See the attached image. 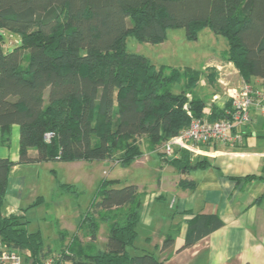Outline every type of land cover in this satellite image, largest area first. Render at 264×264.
<instances>
[{
	"label": "trees",
	"instance_id": "1",
	"mask_svg": "<svg viewBox=\"0 0 264 264\" xmlns=\"http://www.w3.org/2000/svg\"><path fill=\"white\" fill-rule=\"evenodd\" d=\"M170 29H185L188 40H197L203 29L226 38V60L243 82L264 84V0H0L2 141H10L13 125L20 127L21 163L112 160L129 166L143 156V139L161 148L192 119L205 116L207 107L196 93L203 71L157 66L128 51L129 37L159 45ZM207 71H212L204 73L209 85H216V69ZM231 106H211L209 120L227 118ZM185 152H177L181 162L170 160L175 166L187 163L181 171L192 168ZM12 166L0 159V239L19 251L25 264H42L54 253L62 255L57 264H162L152 251L129 250L139 236L137 185L116 188V180L104 179L78 234L54 252L40 232L28 231L23 214L5 212ZM125 207H131L126 215L119 211ZM102 223L109 234L105 250H98ZM223 225L217 215L197 216L183 248ZM171 245L168 238L163 248Z\"/></svg>",
	"mask_w": 264,
	"mask_h": 264
},
{
	"label": "crops",
	"instance_id": "2",
	"mask_svg": "<svg viewBox=\"0 0 264 264\" xmlns=\"http://www.w3.org/2000/svg\"><path fill=\"white\" fill-rule=\"evenodd\" d=\"M227 50L228 42L221 58H216L217 62L211 60L202 66L208 70L215 64L213 68L217 71L216 85L210 86L203 81L196 91L207 102L205 115L210 114L213 105L226 110L229 104L226 88L234 83L228 77L233 64L226 60ZM238 78L241 84L243 80L239 74ZM252 84L258 90H264L260 79H254ZM214 96L218 99L213 100ZM238 131L243 134L244 141L237 147L205 146L206 154L196 158L186 151L192 165L188 171L180 170L187 163L175 166L162 148L154 149L145 143V153L133 164L122 166L112 160L95 161L107 169L98 165L97 173L90 174L91 169L89 167L87 171L86 166L94 162L21 163L20 127L13 125L8 143L2 141L0 130V159H9L13 163L5 194V212L23 214L28 231L40 232L47 248L53 246L46 241H54L55 247L59 246L54 250L57 252L78 234L101 182L116 180L113 185L116 188L131 184L139 187L141 202L137 231L139 234L145 227V250L156 253L162 264H264V116L261 111L253 108L251 121ZM31 154L35 155L36 151L31 150ZM153 156L165 157L171 174H163L157 177V183L151 181L144 186L124 180L128 168L143 165L144 157L146 166ZM174 159L181 162L179 157ZM197 161L205 163L198 166ZM81 183H87L95 192L86 212L75 202ZM65 185L73 186V189L68 190ZM37 200L40 202L33 206ZM130 208L119 211L126 215ZM199 215H217L224 225L193 246L183 248L190 234L189 223ZM103 224L107 223L101 226ZM99 232L96 246L98 250H105L108 234L105 246L100 248ZM168 238L172 239V245L163 248Z\"/></svg>",
	"mask_w": 264,
	"mask_h": 264
},
{
	"label": "rangeland",
	"instance_id": "3",
	"mask_svg": "<svg viewBox=\"0 0 264 264\" xmlns=\"http://www.w3.org/2000/svg\"><path fill=\"white\" fill-rule=\"evenodd\" d=\"M5 42L7 43V47H11L9 37H5ZM227 39L224 37H219L215 35L210 29H203L199 33V37L197 40H188L186 36L185 29H170L167 32V39L164 44L152 45L148 43H140L135 40L133 37H129L127 39V48L128 51L132 53H137L145 56L148 60L157 66L166 65L168 67L177 68V69H185L187 67H191L193 69H198L210 75L212 71H207L206 69H202V66H206L211 60L217 62L216 58H221L222 52L227 48ZM212 62V61H211ZM233 64V63H232ZM215 64H212L210 67L213 68ZM208 67L209 69H211ZM228 75L230 81L234 83L233 85L227 88H237L241 84L238 83L239 78V70L233 64V68ZM237 70V71H236ZM236 72V73H235ZM203 73L204 78L201 80L200 85H203L202 82L205 81L209 83L206 74ZM240 75V74H239ZM210 76V80H213ZM226 88V90H227ZM180 86L178 84L174 85L173 91L178 92ZM199 89V88H198ZM202 89V88H201ZM214 98V97H213ZM142 149L145 153V140H142ZM166 158H160L158 156H153L150 161L145 166V157L141 160L144 162L143 165L140 166H132L128 168V172L124 175V180H128V182H137L139 184H147L148 182L157 183V177L166 174H171V170L169 165L164 161ZM91 171L90 174H93L101 166L104 170L107 168L102 166L100 162H94L93 164H89ZM100 165V166H98ZM138 167V168H137ZM164 168L165 170H163ZM103 174V171H101ZM144 186V185H143ZM80 194H78V198H75V202L77 206H82V208L87 211L89 204L91 203L93 197L95 196V192L90 188V186L86 184H80L79 189H77ZM108 234V226L107 224H103L100 228L99 237L100 241L98 246L102 248L105 240L107 239ZM139 238L135 243L134 247L129 248L130 253L132 255L140 254L145 251V227L139 230ZM49 242L53 246V250H58L59 246L55 247L54 241H46ZM84 244L88 242L87 237L83 238ZM58 245V244H57ZM105 246V244H104ZM148 251V250H147Z\"/></svg>",
	"mask_w": 264,
	"mask_h": 264
},
{
	"label": "built area",
	"instance_id": "4",
	"mask_svg": "<svg viewBox=\"0 0 264 264\" xmlns=\"http://www.w3.org/2000/svg\"><path fill=\"white\" fill-rule=\"evenodd\" d=\"M228 102L232 104L225 119L210 121L208 115L192 119L190 125L180 134L171 137L162 145V152L169 159L178 157V151H187L192 157L204 156L205 146L225 145L237 147L243 143L244 137L238 128L251 121V110L259 109L264 116V90H256L252 84L243 82L237 88L226 90ZM218 97L214 96L213 100ZM48 134L47 138L50 139ZM62 257L54 253L42 264H57ZM0 264H25L21 253L4 246L0 239Z\"/></svg>",
	"mask_w": 264,
	"mask_h": 264
}]
</instances>
